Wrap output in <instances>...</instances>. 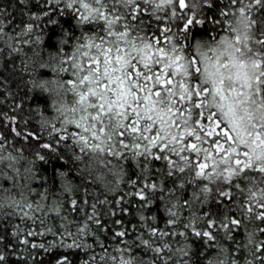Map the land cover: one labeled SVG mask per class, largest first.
Listing matches in <instances>:
<instances>
[{
  "label": "snow or ice",
  "instance_id": "1",
  "mask_svg": "<svg viewBox=\"0 0 264 264\" xmlns=\"http://www.w3.org/2000/svg\"><path fill=\"white\" fill-rule=\"evenodd\" d=\"M19 3L27 9L26 12L21 10V15L28 19L21 20L23 27H20L7 8L0 7V40L5 36L13 39L6 28L14 32L19 28L17 37L30 36L40 28L37 22L41 18L57 25L54 17L70 15L80 28L79 37L71 36L77 40L75 50L63 54L59 67L54 69L57 75L67 73L69 78L42 81L37 85L54 91L57 96L71 93L73 100L71 107L54 105L59 113L56 117L59 127L47 119L41 120V131L46 132L48 143H40L39 133L24 131L29 121L20 104L10 105L11 116L0 112V120L16 121L19 117L22 128L17 135L24 139L35 138L41 150L56 152L57 146L62 145L72 151L75 146L89 157L90 164L86 167L91 163H105L100 156L105 152L127 159L126 152L120 148L130 151L143 166L137 180L131 181L135 191L121 195L114 203L95 197L88 205L91 213L75 232L65 228L57 233L46 227L43 219L25 210H31L32 204L20 205L12 200L10 206L19 208L17 215L22 221L31 220L33 224L39 221L45 231L15 226L11 238L6 240L7 230L0 225V264H9V256L15 255L21 245L26 250L43 249L45 252L53 247H84V237L93 234L91 225L103 229V215L114 216L127 211L123 203L129 196L139 200L137 211L141 213L143 225V231L137 233L133 243L138 241L154 255L149 262L119 258L118 264H181L168 243L171 237L187 239V234L191 233L197 238L216 241L217 234L223 231L226 238L235 242L232 233L245 226V220L256 228L254 232H247L244 264H264V239L255 235L258 232L264 236L261 226L264 225V0H228L226 7L235 8V20L229 28L234 36L221 38L218 47L210 49L215 59L204 52L197 58L186 55L172 28L160 27L164 24L161 17L156 18V31L149 35L143 17L155 0H19ZM164 6L171 13L168 20L183 21L182 31H188L191 26L204 23L198 19L199 15L205 6L213 10L216 0H159L153 15ZM32 8L37 11L33 12ZM226 14L220 12V15ZM92 26H95L94 31L84 30ZM253 40V46L249 47ZM38 41L39 37L35 41L24 39L23 43ZM18 50L12 48V51ZM76 113H79L78 118H75ZM69 114L73 118L69 119ZM68 125H75L77 131H69ZM37 157L45 159L39 151ZM75 159L80 161L83 156L75 155ZM155 161L165 163L156 168ZM164 180H171L172 186L164 188ZM181 180L184 183H178ZM193 184L195 188L189 198L164 203L165 192L174 196ZM65 190L71 191V188ZM4 192L0 188V208L6 200ZM157 199L164 203L163 227L156 225L154 215H143ZM210 201L216 204V213L211 210L195 213L193 204L203 207ZM70 204L72 211L80 207L75 199L70 200ZM104 206H108V210L101 214L99 210ZM185 209L188 215L182 217ZM233 209L237 215L228 214ZM61 219L67 221V217ZM114 223L124 229L116 235L125 237L128 229L123 222ZM180 228L184 231L178 232ZM49 234L58 235L59 239L47 244L34 239ZM69 239L71 243L67 242ZM237 250H240L239 245ZM176 252L180 256L188 255L186 248ZM221 252L226 250L221 249ZM29 258H32L31 253ZM109 259L115 262L118 258ZM55 264H71V260L62 255ZM208 264H237V261L235 258L231 262L214 259Z\"/></svg>",
  "mask_w": 264,
  "mask_h": 264
},
{
  "label": "trees",
  "instance_id": "2",
  "mask_svg": "<svg viewBox=\"0 0 264 264\" xmlns=\"http://www.w3.org/2000/svg\"><path fill=\"white\" fill-rule=\"evenodd\" d=\"M155 3H159V0H155ZM155 3L152 4L148 12L144 13L145 31L151 35L156 31V18H163L164 24L160 27L170 26L172 33L176 34L175 39H179L185 54L190 57H200V53L204 52L215 59V54L210 49L217 48L221 38L231 39L234 36L229 28L235 20L233 15L235 8L226 7L228 0H216V6L211 11L205 6L203 13L198 17L204 23L195 24L188 31H182L183 21L175 18L172 21L168 20L167 16L171 13L167 6L156 9L153 15ZM0 7L7 8L14 23L23 27L21 20H27L28 17L22 16L21 10L26 12L27 9L23 8L19 0H0ZM32 11L36 12L37 10L32 8ZM183 11L185 10H181V12ZM222 11L227 14L220 15ZM189 15L191 16V13ZM54 19L58 20L57 25L49 24L46 19L41 18L37 22L40 24V28L30 36L22 38L16 36L19 28L15 32L6 28L5 31L13 39L9 40L8 36H5L4 40H0V101H3L0 104V112H6L11 116L10 105L20 104L24 116L29 121L28 127L24 131L39 133L42 137L40 143L50 142L46 132L41 131V120L47 119L59 127L60 121L56 119L59 113L54 105L71 107L73 96L71 93L57 96L54 91H46L37 85L42 81L69 78L67 73L57 75L54 69L59 67V60L63 54L75 50L74 46L77 40L72 39L71 36L73 34L75 37L81 35L80 28L76 26V21L70 15L57 16ZM84 30L94 31L95 26L85 27ZM37 37H39L37 43H23L24 39L35 41ZM65 40L67 43H63ZM253 44L254 40L249 43V47H252ZM12 48L19 50L12 51ZM200 66H203L202 62ZM78 117L79 113H76L75 118ZM71 118L73 116L69 114V119ZM67 127L69 131H77L75 125ZM21 128L19 117L16 121L0 120V142H2V147H0V188L5 190V201H8L9 205L12 200L20 205L32 204L31 210H25L29 211L31 216L43 219L46 222V227L52 228L57 233L65 228L75 232L77 226H82L85 223L86 215L92 211L88 205L94 201L95 197H99L100 200H112L114 203L115 199H119L121 195L130 190H136L132 187L131 181L137 180L143 165L138 162V158L132 156L130 151L119 149L126 152L127 159H122L119 156L114 157L107 152L100 153L105 163H91L90 167H86L90 164L89 157L80 153L75 146L72 151L62 145L57 146L56 152L41 150L35 138L24 139L23 136L17 135ZM37 151L45 157L44 160L38 159ZM74 154L83 156V159L76 160ZM10 157L14 159H10ZM109 161L110 163H108ZM164 163V161H155L154 165L156 168H160ZM153 175L155 174L153 173ZM178 183H184V181L181 180ZM171 186V180L163 181L164 188ZM66 188H71V191H66ZM194 188L193 184L185 191L177 192L174 196L165 192L164 203L169 200L176 202L187 199ZM108 189H112V191L109 192ZM86 192L88 195H85ZM8 197L11 199H7ZM72 199L80 203V207L76 211H72L70 204ZM164 203L157 199L143 213L145 216L154 215L158 227H163L166 221ZM138 205V198L129 196L123 203V207L127 211L119 212L114 216L103 215L102 220L105 227L100 229L91 225L93 234L84 237V247H53L51 251L45 252L43 249L26 250L21 245L15 255L9 256V264H23V262L26 264H37V262L55 264L56 259L62 255H67L71 264H92L93 257H95V264H118L119 258H134L149 262L153 259L154 254L141 246L138 241L133 243L136 241L137 233L143 231L140 221L141 213L137 211ZM37 207L39 210H36ZM114 207H120V205L114 204ZM192 207L197 215L208 210L214 213L217 211L216 204L211 201L203 207H197L195 204ZM107 210L108 206H104L99 211L102 214ZM18 212V207L4 206L0 208V225L7 230L6 240L11 238L15 226L32 228L39 232L45 231V228L39 226V221L36 224H33L31 220L22 221L17 215ZM228 214L237 215L235 209ZM187 215L188 211L185 209L182 217ZM61 217H67V221L62 220ZM116 220L122 221L124 228L128 229V234L123 238L116 235L124 230L119 224L114 223ZM133 225L138 227L133 229ZM244 225L247 227V231L245 226L233 231L235 242L233 239L226 238L225 233L220 231L216 241H207L188 233L187 239L183 236H173L168 240V243L172 245L173 252L176 257H179L181 264L183 261H187V264H208L209 260L214 259H227L231 262L233 258L236 259L237 264H244L247 252L243 245L247 243V232H254L256 228L247 220L244 221ZM261 226L264 227V225ZM177 231L183 232L184 229L180 228ZM255 235L264 239V236L258 232H255ZM34 239L36 242L47 244L57 241L59 236L54 237L49 234L46 237L39 236ZM67 242L71 243V239ZM238 245L240 250H237ZM179 248H186L188 255L180 256L176 252ZM221 249H225L226 252H221ZM29 253L32 256L31 259ZM101 257L104 259L101 260ZM109 257L118 259L114 262Z\"/></svg>",
  "mask_w": 264,
  "mask_h": 264
},
{
  "label": "clouds",
  "instance_id": "3",
  "mask_svg": "<svg viewBox=\"0 0 264 264\" xmlns=\"http://www.w3.org/2000/svg\"><path fill=\"white\" fill-rule=\"evenodd\" d=\"M4 206H10V205L8 204V201H5V202H4Z\"/></svg>",
  "mask_w": 264,
  "mask_h": 264
}]
</instances>
